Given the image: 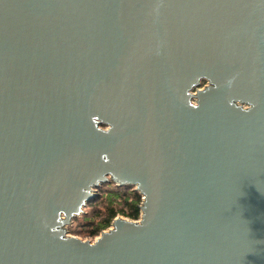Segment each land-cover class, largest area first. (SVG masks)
<instances>
[{"label": "water", "instance_id": "obj_1", "mask_svg": "<svg viewBox=\"0 0 264 264\" xmlns=\"http://www.w3.org/2000/svg\"><path fill=\"white\" fill-rule=\"evenodd\" d=\"M0 264H264V0H0Z\"/></svg>", "mask_w": 264, "mask_h": 264}, {"label": "trees", "instance_id": "obj_2", "mask_svg": "<svg viewBox=\"0 0 264 264\" xmlns=\"http://www.w3.org/2000/svg\"><path fill=\"white\" fill-rule=\"evenodd\" d=\"M105 187L108 191L101 193L99 189V195L88 204V209L92 210L90 214L86 213L79 222L75 221L77 227H72L75 233L95 238L110 227L118 215L131 220L139 218L141 196L137 192L131 187H116L113 183ZM100 204H104V210Z\"/></svg>", "mask_w": 264, "mask_h": 264}, {"label": "rangeland", "instance_id": "obj_3", "mask_svg": "<svg viewBox=\"0 0 264 264\" xmlns=\"http://www.w3.org/2000/svg\"><path fill=\"white\" fill-rule=\"evenodd\" d=\"M112 190V189H111ZM106 191H108L107 189H106V187H105V185H103L101 188H100V192L101 193H103V192H106ZM99 207H102V209L104 210L105 209V207H104V204H100L99 205ZM92 210L91 209H86V213H88V214H90V212H91ZM119 216V215H118ZM121 217V216H120ZM80 218H81V216L79 217V218H77V219H75L74 221H73V223L71 224V226L70 227H68L67 228V234L68 235H70V236H74V237H76V238H80V239H82V240H90V241H93L95 238H89V237H87V236H84V235H81V234H77V233H75L73 230V228L72 227H77V225L75 224V221H77V222H79L80 221ZM122 218H124V217H122ZM125 219H127V218H125ZM99 220V219H98ZM129 220V219H128ZM97 221V220H96ZM111 227V226H110ZM110 227H108L107 229H109ZM107 229H105V230H107ZM105 230H103V231H105Z\"/></svg>", "mask_w": 264, "mask_h": 264}]
</instances>
